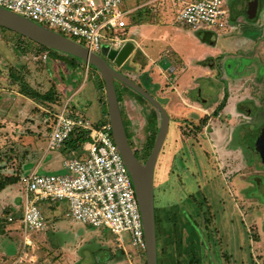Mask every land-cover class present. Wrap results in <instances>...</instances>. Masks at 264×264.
<instances>
[{
	"label": "crops",
	"instance_id": "crops-1",
	"mask_svg": "<svg viewBox=\"0 0 264 264\" xmlns=\"http://www.w3.org/2000/svg\"><path fill=\"white\" fill-rule=\"evenodd\" d=\"M227 1L236 4L242 0H238V2L236 0ZM152 5H148L150 11L153 10ZM138 6L131 9L134 11L126 19L128 22L126 43H132L135 46L126 64L129 65L130 73L140 78L134 79V81L146 89L166 110L170 117V125L172 119L175 120L176 131L173 133L174 136L171 142H177L178 147L183 150L187 149L186 153H188V157L185 158V155L179 152L181 154L178 161L182 165L181 170L184 173L185 180L183 178L181 181L179 180L180 188L177 192H174L173 199L170 201L164 200L167 201L165 204L166 206H172L183 203L212 180L216 181L214 184L215 191L222 193V187L226 185L227 180L224 177H218L217 172L213 170L215 152L214 149L210 148L212 143L209 142L208 135H205V129L204 132L196 131V129H199L197 122H199L198 120L202 122L205 118L208 119L216 113L218 115L221 113L220 117H223L226 113L223 110L226 107H229L231 111L236 110L232 105L234 103L232 101L235 100L230 95L231 89L236 88L245 79L264 77V73L260 70L263 67L262 60L264 61V57L260 55L262 46L258 48L257 53L250 54V52L257 49L256 45L258 44L259 35L256 37L258 31L253 32L257 28L254 21L260 18L258 10L255 9L249 14H236L233 12L231 19L233 24L226 26L222 32L219 29L195 30L184 27L187 29L189 36L197 42L199 50H178L176 51L178 54L177 59L174 60L172 57H164L171 48L170 43H168L171 35L169 32H164L161 38L154 37L151 34L144 35L142 30L140 32L142 21L138 24L134 23L133 20L132 23L129 22L141 10L142 7ZM168 21L169 19L163 21V23L149 22L148 24L158 27L163 26ZM136 28H138V31H136ZM260 30L259 34L262 32ZM226 33H231L234 39L231 41L230 46L220 47L218 38ZM130 34L132 37H129ZM27 43L30 44L35 53L46 50H42L36 42L33 44L27 41ZM172 49L175 50L173 47ZM138 50L143 54L141 56L147 60L144 64L137 63L134 60L130 61L131 57L138 53ZM232 52L236 54L233 55ZM241 55L248 57L250 60L244 72L236 71V68L228 63L229 58L232 59V57V60L239 62ZM164 63H168V65L164 67ZM82 64L84 65V63ZM173 64L176 69H179V72L175 75L172 71ZM233 70V74L226 72ZM202 80L206 82L204 84L205 93L209 89L208 86H212V89L209 90L212 91L210 92L212 96L207 97L205 93H202L200 83ZM122 84L125 87L121 90L117 86L116 88L127 133L130 131L134 137L132 130L138 129L149 132V127L153 124L152 120H142L141 116L138 117L136 115L138 106L146 107V104H151L153 120L158 119L161 112L148 100L146 101L138 96L137 93L139 92L133 93L128 90L131 88L130 86ZM83 85L81 84L73 94L82 90ZM102 87V84L98 85L99 103L102 107L101 120L93 122L88 118L87 113L79 110L78 105H75V117H85L95 126L107 120L106 91ZM149 87L150 89H148ZM71 90L69 89V91ZM194 94H197V96L195 97ZM26 99L30 101L29 98L26 97ZM222 103H224V106L220 109ZM240 104L237 105L238 109H241ZM243 110L244 108L238 111L244 112ZM68 112L70 114V109H68ZM46 116L50 118L48 115ZM46 116L44 115L39 120L33 118V122H30L29 127L36 135L31 143H28L25 147L20 146L22 147L21 150H28V153H23L21 162L16 165V171L19 174L14 173V175H19L21 180L0 191V220H6L7 224L4 229L0 226V264H135L136 261L133 259L135 250L132 246L127 245L128 249H121L111 232L114 238L113 242L106 239L101 230L102 228L72 220L67 215L68 205L65 201L47 202L48 204L44 206L43 214L45 213L44 216L48 223L47 229L25 231L23 228L21 222L26 201L23 179L31 173L61 174L65 172L63 161L70 157L72 152H76L77 156H81L80 152L69 148V142L61 150L48 149V132L52 125V119L46 123L44 121ZM17 127L21 128L19 125ZM236 132H239L238 126L234 130L230 126H224L223 128L218 126L211 135H213V140L219 144L221 143L222 151L224 150L228 154H238L236 152H241V147L237 138L235 139ZM168 134L169 130L167 136ZM168 156L170 159L177 157L172 152L166 154V157ZM165 167L163 166L162 170ZM168 171L171 173L169 166H167L161 177H164ZM155 184L154 178L156 208ZM164 194L166 197L168 192H164ZM160 195H162V192ZM174 200L175 202H173ZM7 208L10 209L11 216L3 218V212ZM144 256L146 257V254Z\"/></svg>",
	"mask_w": 264,
	"mask_h": 264
},
{
	"label": "rangeland",
	"instance_id": "rangeland-1",
	"mask_svg": "<svg viewBox=\"0 0 264 264\" xmlns=\"http://www.w3.org/2000/svg\"><path fill=\"white\" fill-rule=\"evenodd\" d=\"M186 1L190 0H158L152 5V11H149L147 14L143 13L144 15H140V17H142L140 21L143 22L140 26V32L142 30L144 35L151 34L154 37L161 38L166 31L171 34H169L170 38L168 40L171 48L164 56L165 58L172 57L176 60L178 56L176 51H182V49L194 51L199 50L197 42H195L193 37L189 36L187 29L175 22L177 11ZM236 2H238V0H236ZM242 2L246 3L242 0L234 4V2L226 0L224 1V6L232 12L235 10V7ZM248 2L253 4V10H258L260 18L255 20L254 23L257 24V28L262 30L260 34L259 29L256 28L253 30L255 33L258 31L256 37L258 35L259 36L257 39L258 44L256 45L257 49L250 52V54L253 55L254 53H257L258 48L262 46L260 49V51H262L260 52V55L264 57V2H261V0H248ZM137 6L138 3L136 1L127 0L122 4L121 9L129 11ZM167 19H169L168 23L163 26L156 27L148 24L149 22L163 23V21ZM231 19L232 18H230V23L233 24ZM132 20L133 19H130L129 22L132 23ZM136 20L137 19L134 18V21ZM136 31H138V28H136ZM220 31L222 32L223 30ZM226 34H223L222 37L218 38V44L220 47L230 46L231 41L234 39L232 38L231 33ZM129 37H132L131 34ZM27 41L34 44L32 40L22 35L7 28L0 27V166H7V172L13 173H19L16 171V165L21 162L23 153H28V150H21L22 147L20 146L23 145L25 147L28 143H31L36 135V133L31 130V127H29L30 122H33V118L39 120L44 115L46 116L48 114H53L55 116L57 113L63 111L65 107L70 110L72 108L75 110V105H78L77 107H79L81 112L83 111L87 113L88 118L93 122H98L102 118V107L99 103L98 89V85L102 84V82H100L102 79L100 72L93 65H88L86 62H83L77 57L62 52L57 54L51 53L48 62L36 59L35 57L39 55V52L35 53ZM172 47L175 50H173ZM140 50L142 51V49ZM140 50H138V53L131 57L130 61L134 60L137 63L140 62L143 64L147 61L145 57H142L143 54ZM34 53L35 55H33ZM100 54H103V51ZM231 54L234 55L236 53L232 52ZM63 57L65 59H63ZM232 59L229 58L228 63L232 64L234 66L233 68H236L235 70L238 72H244L250 61L248 57L244 56L240 58L239 62H235ZM82 63H84V65ZM262 63L263 67L260 70L264 73L263 60ZM172 66V71H174L173 73L175 75V73L177 74L179 72V69H176L174 64ZM121 70L124 71L127 77L133 80L140 79L130 73L128 63L124 65ZM226 72L233 74L234 70ZM18 77L25 79V82L29 85L30 89L41 95V101H38L34 97L29 98L23 95L21 93L22 87L20 83L16 81L15 83L13 82V84L11 83L13 78L18 79ZM200 83L202 85V93L204 94V84L206 82L202 80ZM81 84H84V88L73 94V92L77 90ZM116 86L119 90L125 87L122 82L119 81H117ZM68 88L72 90L69 91ZM208 88L209 89L205 95L210 97L212 96L210 93L212 91L209 90L212 89V86H208ZM148 89H150V87ZM128 90L133 93H137L134 89L130 88ZM137 94L142 97V99L147 101L143 95L139 93ZM230 95L235 100L232 101L234 102L232 105L236 110L231 111L229 107H226L223 110L226 112L223 117H220L221 113L219 115L217 113L215 115L212 114V116L208 117L205 122L198 120L199 122H197V125L200 129H196V127L195 129L197 132H204L203 130L205 129L204 133L205 135H208V140L212 143L210 148L214 149V156H216L213 158V170L217 172L218 177L228 178L231 175L235 176L239 173H245V175L251 179L253 176L256 177L259 175V172L263 171L258 166L255 167L252 165L247 166L248 169L245 172L243 171L245 170L243 168L241 170H236L242 167L241 165H238L241 160L240 152L237 151L236 153L238 154L225 153L224 150L222 151L221 143L219 144L213 140V135L211 134L216 131L218 126H221L222 128L224 126H230L234 130L237 126H239V123L251 124L250 122H253L256 119V115H260L261 113L264 114V107L263 112L258 113L257 110L261 107L257 106L258 104L261 103L264 105V77L243 80V83L236 86V88L234 87L231 89ZM194 96L196 97L197 94H194ZM26 97L29 98L30 101H28ZM262 97L263 99L260 100ZM238 103H241V109H248V111H251L252 115H246L244 110V112H239L238 110L241 109H238ZM146 105V107L138 106V110L136 111V115L138 117L141 116L142 120H148L150 113L153 110V108L151 109V104ZM44 119L50 120L52 117L47 118L46 116ZM18 125L21 126V128H18ZM175 125V120L172 119L169 134L157 163L155 176L157 214L164 211L168 212L170 210V206H166L165 202L174 198V192H177L180 188L179 180L181 181L182 178L185 180L184 173H182L181 170L182 165L178 161V157L181 154L179 152H182L185 155V158L188 157V153H186L187 149L183 150L178 147L179 144L177 142H171L174 136L173 133L176 131ZM153 129L154 124L149 127V130L152 131ZM132 131L134 137L131 135L130 131L127 133L131 142L130 144L141 160L146 162L152 150L155 132L153 134L154 138L147 145L146 138L150 136L149 132H143L138 129ZM78 152L82 154L83 150L80 148ZM170 152L177 157L172 159H170L169 156L166 157V154ZM247 156L250 157L249 154ZM245 160H248V158H244V163ZM224 163H228L230 165L223 166ZM163 166L166 167L162 170ZM167 166L170 167L171 173L168 171L164 177H161L163 172L166 171ZM229 180L230 179L226 181V186L230 185ZM257 189L259 190V188ZM161 192L162 195H160ZM164 192H168L166 197L164 196ZM214 192L217 194L216 191ZM165 199L167 201H164ZM233 199L235 200L237 206L240 202L242 203L241 207H244L242 214L247 210L246 216L242 214L237 215L239 218L238 220L235 214H232V216L228 219L231 223L237 220L238 222L242 221L244 224L246 221V233L248 238L246 245V257L243 254V248L242 250L236 251L232 243L233 241L225 239L226 232L224 231L221 221H219V224H216L215 219L213 218L216 217L217 221V216L208 214L204 211L200 216V224L204 229V223L207 222L208 227L203 230L204 233L206 232V239L203 241L204 245L203 247L201 246V251L198 252L199 248L193 240H188L189 235L191 233L193 234V230L189 227V229L186 228L183 231L182 246L179 251L175 246H166L163 242L162 244L160 242L162 264H181V262L183 264H264V188H262L261 197L252 196V191L250 190L246 205L243 204V201L238 197H234ZM47 202L48 201L40 204L42 211H44V206L48 204ZM173 202H175V200ZM175 205L177 204H174V206ZM1 206L3 207V205ZM185 209L189 213L192 211L190 206L185 207ZM10 214L11 211L7 208V210H4L3 212V218L8 217ZM5 221L6 220L4 219L0 220V226H2V229H4L7 225ZM213 227L218 228L214 229ZM100 228H102L101 230L105 234L106 239L109 240V242H113L114 238L110 231L104 227ZM216 233L221 238V242H219L220 244H213L210 240H207L209 234L213 237ZM189 244H191L190 247ZM120 248L123 249V247ZM126 249H128V247ZM133 253V259L136 261L135 264H145V261L147 260L145 256H141L136 252ZM197 259H200V263H198ZM233 259H235V261H232Z\"/></svg>",
	"mask_w": 264,
	"mask_h": 264
},
{
	"label": "built area",
	"instance_id": "built-area-1",
	"mask_svg": "<svg viewBox=\"0 0 264 264\" xmlns=\"http://www.w3.org/2000/svg\"><path fill=\"white\" fill-rule=\"evenodd\" d=\"M127 0H0V7L22 15L48 29L66 35L101 53L121 50L126 43L129 15ZM138 7L158 0H132ZM230 11L223 0H190L177 11L176 24L195 30L219 29L231 25ZM50 50L36 59L48 62ZM88 64V63H87ZM89 65V64H88ZM50 120H45L48 123ZM87 132L88 141L81 156L72 152L63 161L61 174L31 173L23 179L25 207L22 226L25 231H42L48 223L40 208L42 202L65 201L72 220L108 229L118 246H132L137 254H146L143 218L133 179L114 140L110 122L100 127L85 117L70 116L67 107L55 115L48 132V149L61 150L74 131ZM12 220V218H10Z\"/></svg>",
	"mask_w": 264,
	"mask_h": 264
},
{
	"label": "water",
	"instance_id": "water-1",
	"mask_svg": "<svg viewBox=\"0 0 264 264\" xmlns=\"http://www.w3.org/2000/svg\"><path fill=\"white\" fill-rule=\"evenodd\" d=\"M251 10H253V8L248 2V4L240 3L235 7L234 11L240 14ZM0 27L12 30L41 46L75 56L89 65H93L100 72L105 83L108 117L112 127L113 137L133 179L140 204L147 246V264H158L154 178L156 163L169 130L170 117L159 101L146 91V89L129 77L123 75L111 64V62H114L117 67L123 66L131 56L135 46L132 43H126L119 51L109 49L108 46H105L103 54L95 53L85 45L66 35L43 27L27 17L16 14L2 7H0ZM167 65L168 63H164V67ZM116 81H120L139 92L162 114L161 127L152 152L146 162H143L138 158L127 136L119 103Z\"/></svg>",
	"mask_w": 264,
	"mask_h": 264
},
{
	"label": "flooded vegetation",
	"instance_id": "flooded-vegetation-1",
	"mask_svg": "<svg viewBox=\"0 0 264 264\" xmlns=\"http://www.w3.org/2000/svg\"><path fill=\"white\" fill-rule=\"evenodd\" d=\"M243 1H245L246 3L244 2L242 3L248 4V0H243ZM261 2H264V0H262ZM249 3L251 4L253 8V4L251 2ZM233 12L236 13L235 11L230 12L231 18H232ZM251 12H253V10L242 12L240 14H244V13L249 14ZM111 64L119 72L125 75L124 71H122L121 68L126 63H124V65L121 67H117L114 62H111ZM116 84H117V81H116ZM262 99L263 97L260 98V100ZM257 106H261L259 109H257L258 113L263 112L264 105L260 103ZM244 111L246 115H249V116L252 115L251 111H248V109L247 110L244 109ZM152 117H153V114L150 113L149 120H152V123L154 124V129L152 131L148 130L150 132L149 133L150 136L146 138V143L148 145L149 142L155 137L153 140V144H152L153 145L152 149H153L154 144L157 139V135L161 127L162 114H160V117H158L159 120L158 119L153 120ZM255 118L256 119L253 122H250L251 124L241 123L238 126L239 132H236L235 139L237 138V140L239 141L240 147H241V152H240L241 160L238 163V165H241L242 167L236 170H241L243 168L245 169L243 170L245 172L248 169L247 166L252 165L255 167L258 166L263 172H259L258 173L259 175H257L256 177L253 176L251 179H249V177H247L245 173L243 174L239 173L235 176L234 175L229 176L228 178H226V180L230 179L229 180L230 185L229 186L223 185L222 187L223 193H219L216 191L217 194H215L214 192L215 191V186H214L215 180L209 181V184L205 185L204 188L199 189L191 197L186 199L183 203L175 205L178 209V213L180 214V218H181L180 224L182 226V234L184 233L183 231L186 228L189 229L190 227L193 230L192 240L198 246L199 248L198 252L201 251V246L203 247L204 245L203 241L206 239L205 238L206 232L204 233L203 230L207 229L208 224L207 222L204 223V229L202 228L200 224L201 213L203 214V212L205 211L208 214L217 216V219H218L217 221H216V217H213V218L215 219L216 224H219V221H221L224 231L226 232L225 239H228V241L232 240L233 246L236 249V251L242 250L243 248V254L245 255V257L247 255V250H246V245L248 241L247 233H246L247 224H246V221L244 222V224L242 223V221L241 222L237 221L239 219L237 215L242 214L244 207H241V204H242L241 202L237 206L233 198L238 197L239 199L243 201V204L246 205L250 190L252 191V196L254 197L262 196V188H264V114L261 113L260 115H256ZM154 132H155V136L153 137ZM166 137L163 142L161 151L165 145ZM248 154L250 155V157L247 156ZM243 157L248 158V160H245V163H244ZM229 165L230 164L228 163H224L223 166H229ZM257 188H259V190ZM188 206H190L192 210L190 213L187 212L185 209V207H188ZM232 214H235L237 217V220L235 222H232L233 224L228 220L232 216ZM246 214H247V210L242 215L246 216ZM213 228L215 229L218 227H213ZM207 240H210V242L213 244L221 242V238L217 235V233L213 237L211 236V234H209ZM232 261H235V259H233Z\"/></svg>",
	"mask_w": 264,
	"mask_h": 264
},
{
	"label": "trees",
	"instance_id": "trees-1",
	"mask_svg": "<svg viewBox=\"0 0 264 264\" xmlns=\"http://www.w3.org/2000/svg\"><path fill=\"white\" fill-rule=\"evenodd\" d=\"M149 11H150V7L148 5L142 7L141 10L138 13H136V15L133 17V21H134V18L137 19L136 21H134V23H137V24L140 23V20L142 19V17H140V15H144L143 13L147 14ZM39 47L42 50L43 49H49L51 51V53H55V54L60 53L59 51L52 49V48L44 47L41 45H39ZM72 58L75 59L74 57H72ZM63 59H65V58L63 57ZM15 81L20 83V85L22 87L21 93L23 95H25L29 98L34 97L38 101H41V97H40L41 95L36 93V91L31 90L29 85L25 82V79H22V77H18V79L13 78L11 83L13 84V82L15 83ZM101 82L103 84L102 88H105V83H104L103 78L101 79ZM28 88L30 91L28 90ZM105 104L107 107L106 112L108 114L107 96L105 98ZM223 106H224V103L221 104L220 109L223 108ZM75 113H76V111L72 108L70 110V116L75 117ZM48 116L52 117V121L55 120V117L53 114H48ZM206 120H207V118H205L203 120V122H205ZM107 122H109V117L107 118V120L105 122H103L99 125H96V126L100 127L102 124L107 123ZM88 140L89 139L87 136V132L81 128H77L74 131V133L71 137V140L68 143V146L72 150L78 151V150H80V148L81 149L83 148V146L85 145V143ZM136 155H137V153H136ZM138 158L141 160V158L139 156H138ZM7 171H8L7 166H0V191L4 190L7 186L15 184V183L19 182V180H21L19 175H14L13 172H7ZM169 208H170V210L168 212L164 211V212H160L159 214H157V210H156L157 240H158V264H162L160 242H161V244L163 242L164 245H166V246H171V247L175 246L178 251L181 249V246H182V226L180 224V221H181L180 214L178 213V209L176 206H172ZM192 239H193V234L191 233L188 237V240H192ZM190 245L191 244H189V247H190ZM197 261H198V263H200V259H197ZM145 264H147V260L145 261ZM181 264H183V263L181 262Z\"/></svg>",
	"mask_w": 264,
	"mask_h": 264
}]
</instances>
